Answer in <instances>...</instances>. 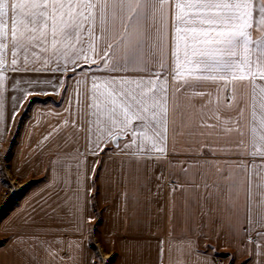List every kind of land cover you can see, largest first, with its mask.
Returning <instances> with one entry per match:
<instances>
[{"label":"crops","instance_id":"obj_1","mask_svg":"<svg viewBox=\"0 0 264 264\" xmlns=\"http://www.w3.org/2000/svg\"><path fill=\"white\" fill-rule=\"evenodd\" d=\"M10 61L9 52L6 68ZM80 63L75 71L71 66L66 72L25 71L21 56L20 71L4 72L0 152L13 140L12 175L35 181L0 220V264H96L89 235L96 206L102 209L100 234L114 264H218L219 258L221 264H264L259 234L264 227L258 223L264 189L255 187L264 184V158L252 155L261 144L253 148L244 103L248 89H238L239 106L230 90L212 84L196 88L211 95L185 93L183 123L179 115L170 116L166 155L158 162L155 152L149 159L122 151L131 136H105L98 143L96 126L89 123L93 79L147 73L96 71L97 64ZM168 63L170 70V49ZM148 67L158 71V61ZM237 118L239 132L222 130L235 127ZM250 184L256 193L251 229ZM3 187L0 174V193Z\"/></svg>","mask_w":264,"mask_h":264},{"label":"snow or ice","instance_id":"obj_2","mask_svg":"<svg viewBox=\"0 0 264 264\" xmlns=\"http://www.w3.org/2000/svg\"><path fill=\"white\" fill-rule=\"evenodd\" d=\"M9 52L12 71L21 70L22 56L25 71L66 72L70 66L75 71L82 61L97 64L96 71L146 72L93 79L89 116L94 119L89 123L96 126L98 143L105 136H131L122 151L149 159L155 152L158 162L166 155L170 116L179 115L183 123L185 93L211 95L196 88L212 84L230 90V99L239 106L238 89L244 87L253 148L257 141L261 144V151L252 155L264 158V83L257 82L264 81V0H0V120ZM156 61L159 70L153 72L148 64ZM53 62L57 67L49 68ZM36 63L41 67H30ZM244 112L240 107L239 116ZM235 125L222 130L239 132L238 118ZM252 187L247 197L250 229ZM255 187L264 189V184ZM259 207L264 208V196ZM258 223L264 227V216Z\"/></svg>","mask_w":264,"mask_h":264},{"label":"built area","instance_id":"obj_3","mask_svg":"<svg viewBox=\"0 0 264 264\" xmlns=\"http://www.w3.org/2000/svg\"><path fill=\"white\" fill-rule=\"evenodd\" d=\"M12 147L11 145H6L4 150L0 152V174L6 178L7 184L4 187V190L2 192V196H0V199L2 202H0V220L9 212V210L12 208L11 201L14 199V196H18L22 190L23 187L27 184L25 182L24 184H19L16 182V180L12 177L10 173V155H11ZM14 193L15 195H13ZM11 198L10 200H8ZM91 240L93 245L94 254L96 252L101 250V247L99 246V243L97 242L96 237L93 234V231H91ZM107 256L109 257V254H106L104 258L106 259Z\"/></svg>","mask_w":264,"mask_h":264},{"label":"rangeland","instance_id":"obj_4","mask_svg":"<svg viewBox=\"0 0 264 264\" xmlns=\"http://www.w3.org/2000/svg\"><path fill=\"white\" fill-rule=\"evenodd\" d=\"M13 142V140L10 142V143H8V142H6L5 143V146L7 145H11V147H12V143ZM5 146L4 147H2V150L1 151H3L4 150V148H5ZM10 157H11V155H10ZM10 162H11V159L9 160ZM10 173H11V171H10ZM11 175H12V173H11ZM2 176V175H1ZM12 177L16 180V182H18L19 184H24L25 182H27V184L23 187V190H22V192H24L28 187H29V185H31L32 183H34V179L33 178H25V179H18V178H16V176H14V175H12ZM2 178H3V180H4V187H5V185L7 184V180H6V178L5 177H3L2 176ZM31 179V180H30ZM4 187H3V189H2V191H1V193H0V196H2L1 194H2V192H3V190H4ZM21 192V193H22ZM20 193V194H21ZM13 195H15L14 193H12ZM11 198H9L8 200H10ZM16 199H18V196H14V199H12V201H11V204L12 205H14V203H15V201H16ZM0 202H2V200L0 199ZM101 221H102V209H101V207L100 206H96V213L94 214V217L92 218V220L89 222V235H90V241L92 242V240H91V231H93V234H94V236L96 237V239H97V242L99 243V246L101 247V250L100 251H98V252H96V254H95V262H96V264H114V259H115V255L113 254V251L112 250H110V249H108L105 245H104V242H103V240H102V238H101V234H100V226H101ZM93 247V246H92ZM106 254H109L110 256L108 257L107 256V258L105 259L104 258V256L106 255ZM98 257V258H97ZM223 258V257H222ZM219 261H218V264H221L223 261L219 258L218 259Z\"/></svg>","mask_w":264,"mask_h":264},{"label":"water","instance_id":"obj_5","mask_svg":"<svg viewBox=\"0 0 264 264\" xmlns=\"http://www.w3.org/2000/svg\"><path fill=\"white\" fill-rule=\"evenodd\" d=\"M113 142H114V144H115V142H116V139H114V141H113Z\"/></svg>","mask_w":264,"mask_h":264},{"label":"trees","instance_id":"obj_6","mask_svg":"<svg viewBox=\"0 0 264 264\" xmlns=\"http://www.w3.org/2000/svg\"><path fill=\"white\" fill-rule=\"evenodd\" d=\"M93 246V245H92Z\"/></svg>","mask_w":264,"mask_h":264}]
</instances>
